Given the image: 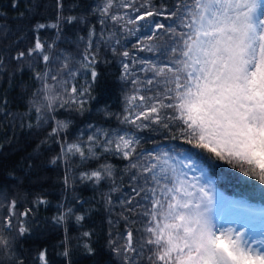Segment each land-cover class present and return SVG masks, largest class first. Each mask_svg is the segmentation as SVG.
Returning a JSON list of instances; mask_svg holds the SVG:
<instances>
[{"label":"snow or ice","instance_id":"obj_1","mask_svg":"<svg viewBox=\"0 0 264 264\" xmlns=\"http://www.w3.org/2000/svg\"><path fill=\"white\" fill-rule=\"evenodd\" d=\"M57 9V22L36 25L31 46L17 49L10 59L17 69L24 64L32 69L29 111L38 125L51 123L49 139L60 147L52 163L78 157L82 183L110 185L103 196L109 211L116 206L112 193H121L119 217L129 227L121 236L109 233L108 241L121 264H264V213L226 218L218 211L221 195L204 170L190 174V154L174 153L155 140L144 148L148 141L139 135L163 133L166 141L179 140L229 164L235 161L245 176L264 184V0H173L170 6L166 0H102L89 6L99 30L89 24L86 37L77 38L84 45L80 59L59 51L55 41L41 39L43 29L59 32L61 22L86 19L64 16L62 0ZM141 32L134 52L121 46V37ZM101 44L120 57L119 79L128 88L122 112L105 111L122 127L88 122L69 142L70 121L57 119L56 113L64 109L82 116L88 111L94 86L103 78L97 67ZM7 67L0 55V72ZM79 78L85 83L79 84ZM6 105L0 99V109ZM112 159L126 163L118 169ZM64 182L69 183L67 175ZM8 208L0 218V256L23 264L9 237L29 231L21 217L32 210L18 215L15 201ZM72 215L68 207L56 223ZM74 218L85 221L83 214ZM131 225L138 227L133 231ZM93 235L82 233L89 254H94ZM63 247L65 264H72L67 243ZM39 262L49 264L47 250L39 253Z\"/></svg>","mask_w":264,"mask_h":264},{"label":"trees","instance_id":"obj_2","mask_svg":"<svg viewBox=\"0 0 264 264\" xmlns=\"http://www.w3.org/2000/svg\"><path fill=\"white\" fill-rule=\"evenodd\" d=\"M100 2L102 0H62L64 16L75 15L86 19L83 23L61 22L59 32L50 27L43 29L39 33L41 39L48 43L55 41L59 51L80 59L84 45L77 38L86 37L89 24H95L99 30L98 20L90 14L89 6L94 8ZM155 2L160 3L161 0ZM172 2L166 0L169 6ZM57 16V0H0V55L8 64L7 69L0 72V99L7 101V105L0 109V218L8 214V205L12 201H15L18 215L32 210L29 217H21L29 231L23 236L13 232L9 237L13 241L14 255L20 257L23 264H40L39 253L42 250H47L49 264H65L62 255L65 243L70 250L72 264H121L108 243L109 233L113 237L121 236L129 227L119 217L117 198L121 193H112L116 206L109 211L104 206L103 196L109 192L110 185L82 183L79 180L82 165L78 157L71 158L67 163H52L60 147L49 139L51 123L38 125L34 111H29L28 102L35 91L32 69L27 64L17 69L16 62L10 59L16 55L17 49L31 46L36 25L56 23ZM143 34L130 35L126 39L121 37V46L134 52L137 38ZM139 56L155 59L149 53H139ZM98 58L100 63L97 67L103 78L94 86L88 111L82 116L64 109L56 113L57 119L70 121L69 142L86 130L88 122L106 129L122 127L114 117L105 115V111L119 114L124 108L123 97L128 88L119 79L120 57L113 55L108 45L101 44ZM38 67L42 68V65ZM78 83L82 85L85 80L79 78ZM28 124L32 127H27ZM139 135L148 141L142 143L144 148H151V140H155L174 153L190 154L191 162L204 170L223 198L253 211H264V184L245 176L237 162L229 164L179 140L166 141L163 133L145 132ZM110 162L116 163L118 169L126 163L114 159ZM88 166H94V162H89ZM66 175L69 179L67 185L64 182ZM41 199L46 203L40 204ZM80 200L87 203L81 207ZM68 207L73 209L74 215H85V221L77 223L72 215L66 223H56V217ZM131 227L135 231L138 225ZM84 231L94 234L91 241L94 254L87 253L83 248ZM0 264L12 262L8 257L0 256Z\"/></svg>","mask_w":264,"mask_h":264},{"label":"rangeland","instance_id":"obj_3","mask_svg":"<svg viewBox=\"0 0 264 264\" xmlns=\"http://www.w3.org/2000/svg\"><path fill=\"white\" fill-rule=\"evenodd\" d=\"M191 163L193 164V169L189 170L190 174L199 175L201 168L199 166H197L195 163H193V162H191ZM205 179L210 180L207 177V175H205ZM216 191H217V189H216ZM217 193H218V191H217ZM232 202H235V204L232 205ZM218 211L220 213H222L228 219H238V218H240L241 213H244V214H247L250 216H256L260 213H264V211H253L252 209H250L247 206L239 205L236 201H231V200L225 199L222 196H221V199L219 202Z\"/></svg>","mask_w":264,"mask_h":264}]
</instances>
